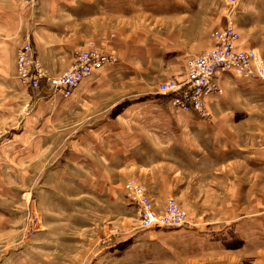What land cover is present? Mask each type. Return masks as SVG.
Instances as JSON below:
<instances>
[{
  "label": "crops",
  "instance_id": "obj_1",
  "mask_svg": "<svg viewBox=\"0 0 264 264\" xmlns=\"http://www.w3.org/2000/svg\"><path fill=\"white\" fill-rule=\"evenodd\" d=\"M194 2L186 7H196ZM111 5L109 0H0V120L19 114L28 117L29 123L33 117H52L56 123L89 118L90 124L83 122V130L78 127L80 130L75 131L74 143L81 142L84 133L103 132L98 148L103 150L106 167L126 175L135 169L148 172L150 189L162 190L161 198L170 195L171 179L181 180L183 174L190 177L184 184L189 191L194 190L195 183L203 186L197 171L206 166L215 170L229 167L224 173L226 179L231 178L225 192L231 194L240 193L239 176L234 173L241 164L252 174L253 182L261 171L264 178V78L217 71L212 82L221 91L205 95V117L194 110L179 109L171 93L156 91L158 80L172 76L183 80L185 57L212 44L207 26L204 35L198 36L203 40L197 47L180 43L179 35L176 38L170 34L169 41L163 42L157 33L129 31L126 39L109 46L117 62L105 63L86 75L68 96L54 89L50 79L63 73L77 50L86 47L95 36L97 16L103 9L111 10ZM231 10V21L240 34L238 45L256 48L264 60V0H237ZM26 42L46 72L35 88L15 75L17 50ZM121 103L125 104L115 110ZM21 131L32 136L29 127ZM44 132L42 124L34 130L35 134ZM165 162L170 168L161 171ZM6 193L9 195L10 189L2 188L0 183V198ZM55 194L63 198L61 193ZM185 203L200 213L195 220L179 227H159L153 235L138 234L131 249L140 247L152 259L170 261L178 242L184 246L196 242L208 250L235 242L254 254H264V208L255 211L250 206L242 211L239 206L229 205L223 206V211L218 209L220 205L205 206L204 201L196 206ZM122 210L126 213L125 208ZM210 212L225 216L205 218ZM2 216L0 213V225L4 226ZM128 248L126 252L131 250Z\"/></svg>",
  "mask_w": 264,
  "mask_h": 264
},
{
  "label": "rangeland",
  "instance_id": "obj_2",
  "mask_svg": "<svg viewBox=\"0 0 264 264\" xmlns=\"http://www.w3.org/2000/svg\"><path fill=\"white\" fill-rule=\"evenodd\" d=\"M109 1L112 2L111 10H101L95 20V36L87 41L86 47L77 50L98 48L111 56L109 62L105 63L118 61L115 51L109 48L110 44L126 39L128 32L134 30L150 35L157 33L163 42L169 41L170 34L176 38L179 35L180 43L197 47L202 43L203 39L198 36L204 35L205 26L208 37H211L223 22L233 25L229 13L237 4V0ZM193 1L196 7H186ZM118 9H124V12ZM247 49L254 50L264 64L256 48ZM33 57L39 63L37 68L41 69V78H45V70L34 54ZM33 66H28L31 71ZM15 75L28 85L21 80L18 65H15ZM174 78L178 79L175 76L166 79ZM163 80L165 78L155 83L156 91L158 83ZM124 104H117L115 110H120ZM43 118L33 117L29 123L28 117L19 114L17 118L0 120V183L2 188L10 189L9 195L6 193L5 197L0 198V213L4 215L1 221L5 220L4 226L0 225V264H264L262 252L254 254L251 249L240 247L235 242L226 244L224 248L211 247L209 250L201 249L196 242L189 246L178 242L174 259L170 261L152 259L150 253H142L140 247L138 250L130 247L138 234L153 235L160 227L157 224L148 227L141 221L133 199L134 191L141 189L142 195L158 215L162 213L166 200L172 198L185 212V223L189 224L200 213L188 207L186 201L190 206H196L201 201L205 202V206L220 205L218 209L223 211V206L229 205L239 206L242 211L250 206H254L251 210L255 211L263 209L262 171L253 182L254 177L241 164L234 173L239 176H235L239 179L240 188V193L236 195L225 192L227 184H230L226 182L231 178L226 179L224 173L229 172V167L215 170L211 169L213 166L202 165L208 167H201L197 171L203 179V186L195 183L194 190L190 188L189 191L185 182L190 177L183 174L181 180L171 179L173 188L170 195L161 198L162 190L156 187L150 189V177L146 176L148 172L135 169V172L126 175L123 171L106 167L103 150L98 148L104 137L103 132L84 133L81 142L74 143L75 131L80 130L78 127L83 122L90 124L91 119H66L56 123L55 118ZM39 124L43 125L45 132L35 134L34 130ZM24 127L31 129V137L21 131ZM7 142L13 143L8 145ZM169 168L166 162L160 166L161 171ZM209 178L211 180L207 181ZM129 182H132L131 186L127 184ZM51 192L61 193L63 198L56 197L55 193L51 196ZM120 208H125L126 213ZM204 216L225 215L210 212ZM127 248L131 250L126 252ZM240 249L243 250L238 251Z\"/></svg>",
  "mask_w": 264,
  "mask_h": 264
},
{
  "label": "built area",
  "instance_id": "obj_3",
  "mask_svg": "<svg viewBox=\"0 0 264 264\" xmlns=\"http://www.w3.org/2000/svg\"><path fill=\"white\" fill-rule=\"evenodd\" d=\"M215 43L201 53L193 54L186 59V73L181 81L165 79L160 81L157 91L171 93L173 103L184 111L194 110L205 117L204 97L211 92H220V88L212 82L217 71H235L250 78L264 77V64L261 57L252 50L238 45L239 33L231 23L222 29L212 32ZM111 56L98 48L77 51L69 68L61 75L51 78L55 90L64 96L70 95L79 82L93 70L99 69ZM16 65L19 67L20 78L31 87L39 85L42 77L38 62L28 42L23 43L17 51ZM33 66V71L28 66ZM131 186L132 182L127 183ZM133 192V191H132ZM134 197L141 221L148 227L157 224L160 227L180 226L186 222L185 212L171 198L164 203L162 213L156 214L151 203L142 195L141 189L134 191Z\"/></svg>",
  "mask_w": 264,
  "mask_h": 264
}]
</instances>
